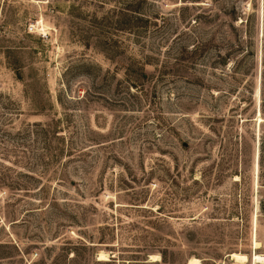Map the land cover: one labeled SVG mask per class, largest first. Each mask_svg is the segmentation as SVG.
I'll use <instances>...</instances> for the list:
<instances>
[{"label":"rangeland","instance_id":"rangeland-1","mask_svg":"<svg viewBox=\"0 0 264 264\" xmlns=\"http://www.w3.org/2000/svg\"><path fill=\"white\" fill-rule=\"evenodd\" d=\"M261 89L264 0H0V264H264Z\"/></svg>","mask_w":264,"mask_h":264},{"label":"bare ground","instance_id":"bare-ground-1","mask_svg":"<svg viewBox=\"0 0 264 264\" xmlns=\"http://www.w3.org/2000/svg\"><path fill=\"white\" fill-rule=\"evenodd\" d=\"M262 120V118L260 117L259 118V121H261ZM258 243L259 242H257V241H255L254 240V244L255 245H258ZM231 255L233 256V257H235L236 259H246V255L245 254H241V253H231ZM158 256L159 255H155V254H153V255H151V258L152 259H157L158 258ZM234 258V259H235ZM98 259H106L105 258V256H104V254L103 253H100L99 254V258ZM253 260H254V262L255 261H261L262 263L264 262V254H257V253H254L253 254ZM196 261H198L196 258H191L190 260H189V264H193V263H195Z\"/></svg>","mask_w":264,"mask_h":264},{"label":"trees","instance_id":"trees-1","mask_svg":"<svg viewBox=\"0 0 264 264\" xmlns=\"http://www.w3.org/2000/svg\"><path fill=\"white\" fill-rule=\"evenodd\" d=\"M133 11H134V9H133ZM187 47H188L187 49H188V51H190L191 55L194 56V55L197 54L198 51L201 49V47H202V43H201V44H200V43H193L191 46L188 45ZM221 56L223 57L224 54L221 55ZM260 93H261V95H262V100H261V110L264 111V90L261 89V90H260ZM263 113H264V112H263ZM39 124H40V123H36L35 125H39ZM160 254H161L162 257H163V252H162V251H160Z\"/></svg>","mask_w":264,"mask_h":264}]
</instances>
